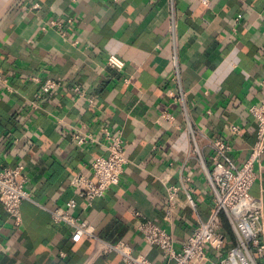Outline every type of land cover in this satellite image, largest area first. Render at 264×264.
<instances>
[{
	"label": "crops",
	"instance_id": "crops-1",
	"mask_svg": "<svg viewBox=\"0 0 264 264\" xmlns=\"http://www.w3.org/2000/svg\"><path fill=\"white\" fill-rule=\"evenodd\" d=\"M174 52L187 114L173 94ZM110 55L125 67L109 65ZM46 78L67 85L44 100ZM263 99L264 0H0V169L23 163L31 193L20 226L0 202V264H124L116 252L91 258L94 240L55 221L50 210L57 207L161 263L162 251L138 231L141 220L163 225L180 246L214 206L205 169L191 153L188 117L206 137L230 142L240 164L255 141L249 107ZM163 111L173 124L160 119ZM105 129L123 130L128 162L120 183L90 206L71 181L92 177L93 159L107 152ZM79 131L96 141L77 145ZM257 171L251 193L264 203V166ZM167 184L179 186L171 223L164 218ZM222 224L226 239L192 264H218L227 254L234 233L224 215Z\"/></svg>",
	"mask_w": 264,
	"mask_h": 264
},
{
	"label": "built area",
	"instance_id": "built-area-1",
	"mask_svg": "<svg viewBox=\"0 0 264 264\" xmlns=\"http://www.w3.org/2000/svg\"><path fill=\"white\" fill-rule=\"evenodd\" d=\"M210 1L200 0L204 5H209ZM35 6L37 7L38 3H35ZM170 23L174 34L176 20L173 10ZM172 61L178 78L173 94L184 101L176 52L173 53ZM108 64L119 69L125 67V62L115 55L108 57ZM34 79L39 81L38 78ZM66 85L65 81L46 78L40 83V96L46 100L53 92ZM74 89L81 92L79 87ZM249 111L256 119L255 141L248 157L240 164L231 155L230 142L221 137H206L188 117L191 153L198 157L205 169L214 195V206L208 218L200 219L191 236L180 246L176 244L173 233L166 227L149 218L141 220L138 231L146 244L162 251L163 261L159 264H192L203 260L209 246L218 247L220 242L226 239L227 232L223 229L222 215L226 217L232 228L234 244L227 254L220 258L218 264H258V259L264 262V203L262 199L251 193V187L259 177L257 165L264 166L261 163L264 156V99L259 104L249 107ZM187 112L185 105V113ZM160 119L173 124L174 116L169 111H163ZM231 130L235 134L240 133L238 126H232ZM105 132L107 152L93 159L92 177L77 174L71 181L73 186L79 188V195L85 199L86 205L90 206L96 199L103 197L112 186L120 183L124 167L128 162L123 130L117 129L116 133H112L105 129ZM73 138L80 146L96 141L92 134L81 131L76 132ZM205 149H209L208 155H204ZM166 192L164 218L166 223H171L178 205L179 186L167 184ZM29 199L31 193L25 165L20 163L14 167L0 169V202L16 226L22 223L21 203ZM187 202L196 210V201L189 190H187ZM68 205L70 208H76V199H71ZM50 212L55 221L72 227L77 235H87L94 240L91 258L116 252L121 256L124 264H157L145 254H135L133 247L125 241L113 242L100 237L95 227L81 216L59 207Z\"/></svg>",
	"mask_w": 264,
	"mask_h": 264
},
{
	"label": "trees",
	"instance_id": "trees-1",
	"mask_svg": "<svg viewBox=\"0 0 264 264\" xmlns=\"http://www.w3.org/2000/svg\"><path fill=\"white\" fill-rule=\"evenodd\" d=\"M228 231H229L230 236L233 238L232 231L230 230V228L228 229Z\"/></svg>",
	"mask_w": 264,
	"mask_h": 264
}]
</instances>
